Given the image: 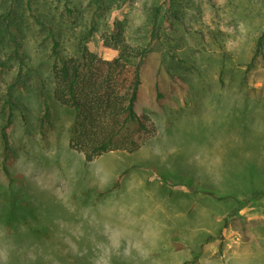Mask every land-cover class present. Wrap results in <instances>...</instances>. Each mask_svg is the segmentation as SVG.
Listing matches in <instances>:
<instances>
[{"label":"rangeland","instance_id":"374dc122","mask_svg":"<svg viewBox=\"0 0 264 264\" xmlns=\"http://www.w3.org/2000/svg\"><path fill=\"white\" fill-rule=\"evenodd\" d=\"M27 12L38 85L15 92L9 143L35 216L13 231L0 222V264H182L208 234L214 242L190 264H264V195L239 202L264 192V0H107L89 47L116 55L102 35L116 22L128 44L146 47L137 105L157 130L134 151L91 161L69 145L73 113L52 96L48 41ZM15 74L0 70V157ZM210 188L230 197L215 199Z\"/></svg>","mask_w":264,"mask_h":264},{"label":"trees","instance_id":"16d2710c","mask_svg":"<svg viewBox=\"0 0 264 264\" xmlns=\"http://www.w3.org/2000/svg\"><path fill=\"white\" fill-rule=\"evenodd\" d=\"M106 1L56 0L54 7L58 12H54L49 9V0H0V70L16 69L4 94L3 106L7 114L1 127L0 169L5 186L0 189V222L10 231L28 224L30 217L35 216L33 198L24 176L12 165L14 154L9 143V130L18 106L15 92L38 85L32 82V76L38 74V70L31 65L25 47L28 29L34 24L28 21L27 11H30L33 22L39 25L37 31L42 32L41 36L48 41L52 96L73 113L69 127L70 147L81 151L86 161H91L113 150L134 151L156 133L154 121L137 105L142 86L141 59L146 54V47L128 44L120 22L102 34L104 44L117 49L116 55L104 58L89 47L99 29L98 14ZM35 35L38 39V34ZM262 38L257 42L256 55L262 50ZM40 92L45 95L43 90ZM51 117L46 103L39 126L44 138L47 136L46 125L52 124ZM131 167L118 174L114 187L122 185ZM206 194L220 200L230 197L214 188L208 189ZM262 194L264 192L239 200L240 207ZM224 227L218 229V234ZM29 229L34 233L40 231L33 226ZM215 238L216 234H208L198 248L191 249L192 257L182 264L196 263Z\"/></svg>","mask_w":264,"mask_h":264}]
</instances>
